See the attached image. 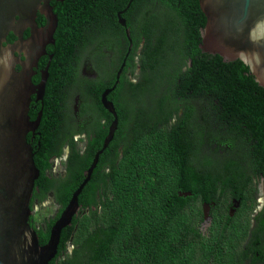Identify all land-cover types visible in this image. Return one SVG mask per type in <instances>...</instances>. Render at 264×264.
<instances>
[{
	"label": "trees",
	"instance_id": "obj_1",
	"mask_svg": "<svg viewBox=\"0 0 264 264\" xmlns=\"http://www.w3.org/2000/svg\"><path fill=\"white\" fill-rule=\"evenodd\" d=\"M128 2L50 1L57 26L47 47L52 57L44 99L54 104L44 107L41 135L32 143L39 176L30 206L52 188L61 207L45 221V229H36L40 244L102 146L113 117L101 93L125 65L108 96L118 119L106 147L113 148L114 160L103 162L106 148L99 155L78 195V213L62 229L57 255L48 264H245L248 259L264 264V206L251 216L252 173L263 177L264 188V88L244 61L199 48L205 16L198 0H132L121 14L132 40L128 49L117 18ZM37 21L45 19L39 14ZM109 51L112 72L105 80L80 76L90 59L102 66ZM75 87L92 93L86 106L105 118L104 125L100 117L91 121L95 131L83 154L75 148V131L60 104L72 100ZM65 142L70 146L65 176L47 177L50 156H60ZM104 183L101 199L96 191ZM233 197L240 198V206L229 216ZM203 203L211 204L209 236L199 229ZM252 219L255 226L249 230ZM69 241L73 248L67 253Z\"/></svg>",
	"mask_w": 264,
	"mask_h": 264
},
{
	"label": "water",
	"instance_id": "obj_2",
	"mask_svg": "<svg viewBox=\"0 0 264 264\" xmlns=\"http://www.w3.org/2000/svg\"><path fill=\"white\" fill-rule=\"evenodd\" d=\"M50 1L0 0V264H48L57 255L61 231L78 213V195L88 182L99 155L113 139L118 125L115 107L107 95L115 88L125 61L117 72L115 83L101 93V103L113 117L102 146L94 153L82 181L50 226L46 242L40 244L36 228L30 224L33 213L30 200L39 169L34 163L27 134L40 121L41 112L35 119H30L29 104L32 94L36 95V100L42 99L49 64L40 71L36 84L31 80V71L37 66L38 57L46 52L45 46L54 43L57 26V15ZM131 1L117 12L118 22L124 27L129 42L128 49L132 40L121 14ZM198 3L205 16L199 48L203 52L218 54L224 60L244 61L264 88V0H198ZM38 13L45 19L41 26L36 22ZM25 28H29L26 39L22 36ZM9 32L17 41L4 45ZM18 49L24 50L27 58L26 62L18 63L20 70L15 69L14 53ZM178 193L191 195L189 191ZM207 208L204 203L202 213L205 220Z\"/></svg>",
	"mask_w": 264,
	"mask_h": 264
},
{
	"label": "flooded vegetation",
	"instance_id": "obj_3",
	"mask_svg": "<svg viewBox=\"0 0 264 264\" xmlns=\"http://www.w3.org/2000/svg\"><path fill=\"white\" fill-rule=\"evenodd\" d=\"M38 15H39V13L37 14V16ZM36 22H37L38 26H41V25L44 24V23L39 24L38 21H37V17H36ZM28 35H29V28H25L23 30L22 36H23L24 39H26L28 37ZM16 41H17V38L13 35L12 32H9L8 35L6 36V40L4 42V45L12 44V43H14ZM47 47H48V44L45 46L46 52L38 57L37 66L33 67L32 71H31V73H32L31 80L35 84L38 83V81L40 79V71L47 65V63L50 64V60H51L52 54H48ZM14 56H15V59H16L15 69L16 70H20L21 65L18 64V63L27 61L25 51L22 50V49H20V50L18 49V51H15ZM47 56H48V59H47L46 65L45 66H43V65L41 66V61H44ZM111 57H112V51H109V53L105 56V59L103 60L104 61L103 64H101L102 66H100V67H99V65H95L94 61H91V59H90V61H89L90 67L88 66V68H85V67L82 68L80 76L81 77H86L87 79H90V80H92V79H94V80H99V79L105 80L106 79L105 77L109 76L110 72H112V70H111L112 69L111 68L112 58ZM17 60L19 62H17ZM91 63H92V65H91ZM48 68H49V65H48ZM47 71H48V69H47ZM121 72H122V70H121ZM121 72L119 74L118 82L120 81ZM116 75H117V73H116ZM49 79H50V75L48 73L46 82ZM82 80H84V79H82ZM114 81H116L115 77H114ZM46 82H45V85H46ZM114 83L115 82H113L111 84V86ZM79 85H80V83L77 84V86H79ZM84 85H85V88H86V84H84ZM115 88H116V86H115ZM75 90H77L76 93H75ZM75 90L73 89L72 92H71L72 95H74L72 100L70 99L68 101V98H66L65 101L67 103L64 101L65 103H60V104L61 105L64 104L63 106H65V108H63V106H62L61 112L65 111L66 119L68 120V124H71L72 125L71 129L73 131H75L73 133V136H72V140L74 142L75 148L78 149L79 153L83 154L85 152V150H86V147H87V144H88L89 140L94 135L92 133V130L95 131V124H93L91 121L93 120L94 117H100V123H103V125H104L105 118L102 117V113L94 115V112L88 106H86V104L91 103L89 96H91L92 93L89 90H86V89L79 90L76 87H75ZM109 94L107 95V99L113 103L112 99H110L108 97ZM79 96H80V98H79ZM35 97H36L35 94L31 95V101H30V104H29V112L31 113V115L33 114L35 116L33 118H32V116H30V115L29 116H30V119L33 120V119L36 118L38 112H41V116H40V120H41L44 107L45 108L52 107V105L54 104V101H52L49 97H47V99H44V93H43L42 99L36 100ZM46 101H47V103H46ZM69 102H70V105H69ZM45 103H46V105H45ZM67 105H69V106H67ZM39 124H40V121H39ZM39 124L33 131H29L28 134H27V141L30 144V146L32 147V151H33L32 143H34V141L36 140L37 135H41V132L37 131V129L39 128ZM107 129H108V127H107ZM37 143L39 144V141H37ZM61 150L62 151H61L60 156H55V155L50 156V158L48 160L50 162V166L45 170V175L47 177L54 178V177H57V176H60V177L65 176V174L67 172L66 171L65 162L67 161L68 156L70 154V146H69V144L67 142H65L63 144ZM103 152H104V150H103ZM106 153H107V155H105L104 159H103V162L105 164L109 163L111 160H114V150H113V148L111 147V148L107 149ZM33 156H34V152H33ZM58 159H60V160L64 159L63 168L61 170H57V169L54 170V167H56V165H57L56 161ZM247 164H248V165H246L247 167H252V164H250V163H247ZM104 169L106 171H109L110 167L108 165H105ZM84 171H82L83 177H84ZM251 175H252V183H253L252 186L254 187V194H253L254 200L257 199V198H262V202H260V204H261L260 208H256L255 210L253 209L252 212H251V216L253 217L264 206V188H263V177L259 178L254 173H252ZM90 179L91 178H89L88 181H90ZM106 191H107V187H106V184L104 183L103 186H101L100 188L97 189L96 197H97V195H100V198L104 199ZM54 196H55V191H54V189L51 188V189L47 190L46 197H45L44 200H46L48 198H51L53 200V202L56 203L57 210H56L55 213L57 214V212L59 211V208L61 207V205L57 201H55ZM44 200L38 201L35 198L33 200V204L31 206V208L33 209V207L35 205H38V204L41 205V203ZM240 201H241L240 198H234V197L231 198L230 204L226 208V213L229 216H233L236 213V210L240 206ZM203 205H204V203L201 206V210L203 208ZM207 205H208V208H207V219L206 220L204 218L202 219V221L199 224V229L204 234L209 236L208 226L210 225V221H211V213H210L211 204L207 203ZM213 205H214V203H212V207H213ZM98 209H100V205L98 206ZM30 217L33 218L32 221L35 224V228L36 229H39V227H42L43 229H45L44 228L45 222L41 226H37L36 220L34 219L35 218V214L34 213H32V215ZM251 222L252 223H251L250 227L248 228L249 230L253 229V227L255 226L253 219L251 220ZM206 223H208V225L206 227L202 228L201 226H203ZM248 238H249V236H247L246 240L242 241L243 244L248 243ZM245 264H250V260L249 259L245 260Z\"/></svg>",
	"mask_w": 264,
	"mask_h": 264
},
{
	"label": "rangeland",
	"instance_id": "obj_4",
	"mask_svg": "<svg viewBox=\"0 0 264 264\" xmlns=\"http://www.w3.org/2000/svg\"><path fill=\"white\" fill-rule=\"evenodd\" d=\"M139 53V52H138ZM138 56L135 57V60H137ZM137 72L138 70L136 69L134 71V75L129 76V79L131 81H135L137 78ZM130 105L132 107V104L130 102ZM64 159L60 160L58 159L56 161V167H54V170H61L63 168L64 165ZM260 202H262V198H257L255 199V206H254V210L256 208H260L261 204ZM57 210V205L56 203L53 202V200L51 198H48L46 200H44L41 205H35L33 207V213L35 214V220H36V224L37 226H41L42 224H44V222L48 219H50L51 217L55 216V212ZM208 225V223L204 224L203 226H201L202 228L206 227ZM73 248V244L71 241H69L66 244V251L67 253H69L71 251V249Z\"/></svg>",
	"mask_w": 264,
	"mask_h": 264
}]
</instances>
